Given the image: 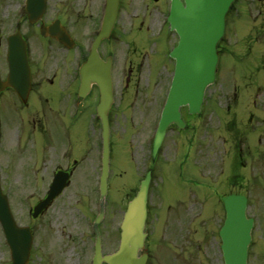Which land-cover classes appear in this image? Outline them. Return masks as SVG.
I'll return each instance as SVG.
<instances>
[{
  "label": "flooded vegetation",
  "instance_id": "1",
  "mask_svg": "<svg viewBox=\"0 0 264 264\" xmlns=\"http://www.w3.org/2000/svg\"><path fill=\"white\" fill-rule=\"evenodd\" d=\"M242 1L252 5L248 24L243 27L236 9L227 16V24L232 25L235 20L240 24L230 32L238 38L236 59L263 60L264 44L258 46L257 42L260 38L264 40V0ZM100 2L45 0L42 16L31 24L21 8L22 0H11L8 5L0 0V26L4 28L7 23L1 18L6 12L9 15L11 7V27L14 32L20 31L27 44L30 68V88L24 101L11 88L0 92L1 130L17 122L19 127L12 138L18 145L31 146V165L22 166L19 161L18 169L64 170L70 178L75 170H87V164L96 170L101 129L96 114L99 93L95 85L87 93H80L81 79L76 65L87 57L85 37L97 26ZM130 2L120 0L116 23L110 36L100 43L98 53L103 60L111 59L113 102L107 114L110 153L116 142L115 125H123L128 127V130L123 127V133L127 134L131 156L141 160L135 170L155 171L147 206L146 264H226L220 236L226 216L222 198L228 194L247 197L246 218L253 223L251 235L259 219L250 213L255 212L259 203V199H252V194L264 186V128L263 135L257 130V126H264V105L254 101L251 87L243 86L251 75L242 72L238 78L219 69L216 82L220 87L209 88L203 111L197 117L187 107L180 108V123L168 125L154 158L152 134L173 75L174 61L169 52L176 44V34L166 23L169 0H142V6L133 10ZM251 13H256L254 18ZM55 24L68 33L69 45L40 35L41 26ZM229 38L227 30L219 52L226 50ZM4 39L1 35L2 81L8 75L1 54ZM24 131L31 135L25 137ZM197 156L204 161L203 170H198L199 180L194 172L185 177L180 170L184 195L165 204V192L156 186L174 182L173 177L159 172L157 160L162 159L165 163L160 164L164 167L181 157L183 169L193 157L191 166L195 170ZM196 187L213 194L215 204H211L210 196L196 191ZM259 207L264 208V203H259Z\"/></svg>",
  "mask_w": 264,
  "mask_h": 264
},
{
  "label": "rangeland",
  "instance_id": "2",
  "mask_svg": "<svg viewBox=\"0 0 264 264\" xmlns=\"http://www.w3.org/2000/svg\"><path fill=\"white\" fill-rule=\"evenodd\" d=\"M130 3L132 10L142 6L141 0H131ZM235 7L241 18L240 22L244 27L248 24L249 9L242 0H239ZM6 14L3 16L5 20ZM255 14L251 13V18H254ZM236 23L237 20L233 21V27L240 26V24ZM231 28L229 24V35ZM8 31V28L4 29V34ZM257 43L258 46L262 45L264 40ZM222 57L221 64L224 62L226 69L229 72L233 71L231 73L233 76H238L242 72H246L248 76L251 75V78L247 77L243 86L251 87L254 101L264 105V58L262 60L250 57L237 62L236 59L225 56V53ZM226 75L229 76V73L227 72ZM257 83H262V85ZM216 87L219 88L220 86ZM121 124H124L123 118L121 119ZM18 127V123L15 122L8 128L4 127L2 131L0 158L3 166H0L2 168L0 170V182L3 193L8 197L10 209L17 224L22 226L29 225L33 231L34 242L27 264H90V258L93 253L90 221H92L98 210L97 170L91 169L90 164H87L89 167L87 170H75L70 185L60 197L53 202L42 216L37 220H32L28 215V210L47 191L53 170H24L23 167L21 169L17 168L16 165H19V161L23 164L22 166L31 165V146L29 147L28 144L18 145L12 138L13 131ZM123 127V125H115V133L121 135L113 137L116 142L112 146L113 151L107 179L108 195L104 204L105 216L99 224L103 254L111 253L117 249L119 241L118 228L122 220V211L125 209L126 200L124 199L126 193H129L130 189L137 185V180L143 175L141 170H135V167L141 164V160L136 155L131 156L127 143V134L123 133ZM263 128L264 126H259V128L257 126L258 132L260 130L262 132ZM124 129L128 130V127H124ZM24 134L25 137H28L31 132L24 131ZM134 145L136 146V143ZM193 159L192 157L189 163H185L183 169L180 167L181 157L174 160L171 165L169 164L170 166L165 165L164 167L161 164L165 162H162V159L157 160V168H161L158 169L159 172L167 177H173L174 182L160 183L156 186L157 189L165 192L163 195L165 204L171 202L177 196L182 197L184 195V185L180 183L181 180L179 178L180 170L184 171L185 177H190L192 172H194L196 179L199 180L198 170H203L201 167L202 163L197 156L196 159L200 161L199 167L193 170L191 166ZM84 163L86 164L87 162L84 161ZM88 163L90 162L88 161ZM195 190L210 196L211 204H215L214 195L210 194L208 190L200 187H196ZM252 198L259 199V203L260 200L264 201V190L253 193ZM259 203L255 207V212H251V214L259 216V219L255 224L258 233L255 234V242L250 250L249 264H264L262 257L264 253V233L263 235L260 234L261 231L264 232V208H260ZM0 264H10L9 251L1 230Z\"/></svg>",
  "mask_w": 264,
  "mask_h": 264
},
{
  "label": "water",
  "instance_id": "3",
  "mask_svg": "<svg viewBox=\"0 0 264 264\" xmlns=\"http://www.w3.org/2000/svg\"><path fill=\"white\" fill-rule=\"evenodd\" d=\"M40 3L41 0H35ZM234 0H172L169 23L178 36L177 47L171 52L175 59V77L169 94L166 116L174 119L176 110L181 105L199 112L206 87L213 83L217 69V45L224 33L225 15ZM36 3V4H37ZM118 0H108L107 22L98 38L108 34L113 23ZM35 5V4H34ZM32 5V6H34ZM36 6V5H35ZM85 65L84 89L90 82L96 83L100 90L98 115L103 123L104 144L107 145L106 113L111 100L108 68L97 55L96 46ZM25 48L16 42L9 44L8 60L10 62L13 81L25 76ZM176 113V114H175ZM167 118H165L166 121ZM107 154L104 161L107 164ZM105 164V165H106ZM103 174L102 198L105 195V179ZM67 175L58 173L47 197L34 208L36 217L62 191ZM149 177L141 182L137 195L127 205L121 224L119 248L116 252L102 256L99 234L96 235L95 256L93 264H144L145 255L138 256L143 249L144 221L146 217V199ZM227 219L221 235L224 240L227 264H245L246 248L249 241L247 222L244 219V198L229 196L224 199ZM103 210L97 220L100 222ZM0 223L8 240L12 264H26L31 248V234L28 228H18L10 214L6 198L0 190ZM96 224V225H97Z\"/></svg>",
  "mask_w": 264,
  "mask_h": 264
}]
</instances>
